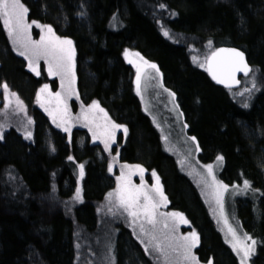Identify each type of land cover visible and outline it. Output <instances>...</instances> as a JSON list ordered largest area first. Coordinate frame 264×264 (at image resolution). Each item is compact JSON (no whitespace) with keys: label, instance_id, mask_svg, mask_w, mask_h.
<instances>
[{"label":"trees","instance_id":"1","mask_svg":"<svg viewBox=\"0 0 264 264\" xmlns=\"http://www.w3.org/2000/svg\"><path fill=\"white\" fill-rule=\"evenodd\" d=\"M21 2L31 22L74 42L73 104L95 103L106 111L109 127L127 128L124 140L117 136L120 159L159 176L170 209L183 214L198 236L199 261L240 264L193 179L163 148L143 112L123 51L134 48L159 66L189 134L197 138L199 159L221 157L225 184L247 181L249 193L237 198L235 211L259 244L249 264H264V0ZM207 47L210 54L236 48L246 55L251 69L241 83L252 76L258 91L249 107L197 65ZM42 83L13 48L0 19V99H7L12 112L20 106L23 118L21 128L0 126V264H101L99 204L115 177L97 144L86 141L80 150L79 138L88 139L80 128L66 133L51 123L36 99ZM116 231V264H153L128 229Z\"/></svg>","mask_w":264,"mask_h":264},{"label":"rangeland","instance_id":"2","mask_svg":"<svg viewBox=\"0 0 264 264\" xmlns=\"http://www.w3.org/2000/svg\"><path fill=\"white\" fill-rule=\"evenodd\" d=\"M29 24L31 27H26ZM23 25L19 33L13 27L11 35L6 29L13 48L18 54L24 53L22 56L29 69L35 75L43 77V83L36 95L37 102L51 123L61 131L70 133L74 128H80L86 134L89 140L79 138L80 150L86 141L91 145L97 144L103 156L107 157L109 170L115 177L113 187L107 191L102 203L99 204L103 213L101 224L103 234L98 241L102 254L97 263L116 264L115 259H112V247L116 230L120 226L132 233L153 264H211L199 261L196 256L198 236L183 214L170 209L159 176L156 173L153 175V171L141 165L120 159L117 136L124 140L127 128L121 125L118 128L109 127L106 111L103 109L101 111L98 106L93 107L94 103L81 107L73 104L76 98L74 42L56 36L51 27L32 23L27 18V13ZM62 41H71V44ZM206 51L208 53H205ZM209 51L207 47L201 53L202 56L197 57L199 58L197 65L200 68L206 69L211 52ZM37 52L40 54L37 55ZM123 52L125 62L132 66L135 73L136 96L143 112L158 130L163 148L175 157L181 171L193 179L221 234L239 257L240 264H249L258 252L259 244L243 230L235 211L237 198H245L249 193V190H245L247 186L242 182L228 185L220 179L224 169L221 157L209 163L199 159L200 147L197 138L189 134L177 96L166 86L159 66L134 48H126ZM254 83L252 76L245 77L239 87L230 90L231 97L242 106L249 107L252 99L258 94ZM10 99L16 105L19 104L16 97L10 96ZM6 102L7 99H0V126L21 128L23 118L18 115L20 106H17V112H12L5 105ZM82 176L80 173L77 187L79 192ZM137 190L140 193L137 204L126 209L130 196L136 195ZM161 191L163 196L160 194ZM144 194L150 197L149 201L144 200ZM145 203L149 204L150 209L155 205L151 215L152 223L148 222L149 218L141 207ZM132 211L137 215H130ZM171 213L180 215L173 216Z\"/></svg>","mask_w":264,"mask_h":264},{"label":"snow or ice","instance_id":"3","mask_svg":"<svg viewBox=\"0 0 264 264\" xmlns=\"http://www.w3.org/2000/svg\"><path fill=\"white\" fill-rule=\"evenodd\" d=\"M28 9L24 6V4L21 2V0H0V19L3 20V24L5 25V27L9 30V34H12V30L13 27L15 28V31L17 33H19L22 30L23 25V21L25 19V15L27 13ZM32 23H36L35 21H33ZM39 26V25H37ZM26 27H31V25H26ZM49 31H51V28H49ZM165 35H168L167 32H165ZM37 44H39V42H36ZM62 43H66V44H71V41H62ZM219 51H224L223 49L219 50ZM232 51L235 56L240 57L241 60L243 59V53L238 52L236 50H230ZM21 55H23L24 53H20ZM40 53L37 52V55H39ZM152 67H155V65H152ZM247 69V66H244V70ZM51 71V66L50 69ZM242 69L240 67H236L234 68L232 71H241ZM39 74V73H37ZM215 78V76H214ZM234 79V75L232 77ZM218 83H223L224 81L222 80H218ZM4 88L7 89V85H4ZM45 88H47V85H45ZM43 91V89H42ZM57 96H59V93L56 94ZM98 105H96L95 103L93 104V107H97ZM102 111V109H101ZM113 127L118 128L119 125H113ZM126 131V129H125ZM82 167V166H81ZM209 168H211V166H209ZM141 171H143V169H141ZM153 175H155V173H153ZM245 185L247 186V181H245ZM226 187V186H225ZM161 196H163L162 191L160 192ZM110 196L112 195L111 193L109 194ZM139 190H137V194L136 195H131L130 196V201L127 203L126 205V209L127 208H131L133 206H135L139 200ZM77 196H79V192L77 193ZM150 197H148L146 194H144V200L145 201H149ZM166 199V198H165ZM124 203V201L122 200V204ZM141 207L144 210L145 215L149 218L148 222L152 223V219H151V215H152V211L155 208V205L150 206L148 203H145L143 205H141ZM132 216H136L137 213L135 211H132L129 213ZM170 215L173 216H178L180 215L179 213H171ZM231 230V229H230ZM193 235H195V233H193ZM249 239H251L249 237ZM253 243H255V241H253Z\"/></svg>","mask_w":264,"mask_h":264},{"label":"water","instance_id":"4","mask_svg":"<svg viewBox=\"0 0 264 264\" xmlns=\"http://www.w3.org/2000/svg\"><path fill=\"white\" fill-rule=\"evenodd\" d=\"M224 51H219L217 49L210 54L206 63V71L211 78V80L218 86H221L225 90H233L240 86L242 77L246 76L250 72V64L246 58V55L236 48H222ZM236 50L243 53V59L235 56V54L230 50ZM247 69L244 70V66ZM236 67H240L241 71L232 70ZM234 75V79L232 78ZM215 76V78H214ZM218 80L224 81L223 83H218Z\"/></svg>","mask_w":264,"mask_h":264}]
</instances>
